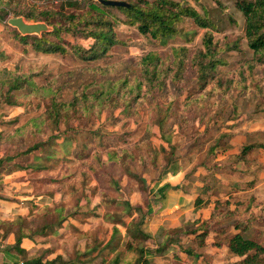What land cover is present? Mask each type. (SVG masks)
Masks as SVG:
<instances>
[{
  "label": "rangeland",
  "instance_id": "374dc122",
  "mask_svg": "<svg viewBox=\"0 0 264 264\" xmlns=\"http://www.w3.org/2000/svg\"><path fill=\"white\" fill-rule=\"evenodd\" d=\"M65 1L20 0L21 3L16 2V7L19 8V4L23 10L41 11L59 7ZM119 1L135 3V0ZM173 1L194 8L203 19L216 25L218 30L213 32L214 43L221 49L220 56L224 61L217 68L220 75L214 80L209 76L207 83H202L204 87L197 83L198 75L193 71L176 85L168 76L163 78L166 88L149 92L144 85L136 101L122 91L116 107L114 102H107L104 112L99 107L88 111L87 115L92 117L84 122L87 130L101 123L104 132L122 138L120 143L116 142L114 148L103 149L100 138L89 140L83 134L80 141L88 143L82 152L84 159L71 157L67 161L57 160L46 165L49 167L47 170L27 172L29 180L23 188H19L18 179L10 175L15 172L10 171L13 166H8L1 174L4 181L0 184V197L5 204L13 207V210L4 209L10 220L3 221L0 227V238L4 237L0 250L5 251V264L10 260L6 257L7 251L20 258L21 262L32 257L48 259L56 254L62 255L65 264H110L115 256L125 261L132 260L135 254L129 251L128 245L133 238L126 230L132 221H142L144 232L154 235V238L143 241L149 257L156 250L155 245L160 244L165 246V250L169 249L161 256L162 264H181L175 257L182 247L171 243L170 237L165 238L167 235L174 238L177 233L173 229L167 232L163 229H168L175 220L186 222L188 217L191 223L195 219L193 208L196 205L194 198L179 204L178 193L176 196L170 191L174 187L169 186L166 192H160L167 183L171 185L174 181L168 177L166 170L176 159V162H181L183 170L202 167L209 160L211 147L221 137L224 138L222 143L227 141L228 144L219 149V160H229L226 164L239 165L240 168L246 162L252 165L253 174L249 177L250 181H256L257 186L245 193H236L219 185L213 190L211 203L217 208L212 214L219 217V227L224 229L220 237L227 243L238 231L235 223L246 225L250 219L247 236L258 239L264 245V149L253 150L244 160L239 158L245 146L264 143V65L253 67L254 64L249 63L253 52L245 36V17L236 8L235 0ZM82 3L81 10L71 8L70 11L79 13L88 10L91 1L83 0ZM94 3L100 4V1ZM106 11L117 19L115 32L120 43L96 61L81 60L75 55L65 58L59 54L38 52L16 37L18 30L8 24L10 18H15L13 15L7 20L0 19V78L15 73L30 75L39 86L54 81L55 86L60 88L59 100L70 101L85 87L95 90L104 79L98 68L108 67L106 76L110 78H120L123 82L129 77V89L139 84V80L136 81L135 71L139 69L134 66L135 59L151 52L168 58L174 47H186L195 52L203 48L208 32L193 19L186 18L179 24L181 33L162 44L125 24L126 17L118 8L109 7ZM64 37L86 49L95 43L94 39L83 34H65ZM128 69L130 74L125 76ZM221 78H224L222 88L219 86ZM43 93L25 96L18 92V98H13L14 104L1 103L0 132L13 131L43 113L49 104ZM106 114L115 116V123L103 121ZM17 144L1 146L0 156L9 152L16 157L17 148L23 146ZM110 151L119 156V162L110 160ZM61 156L62 153L57 158ZM7 174L10 177L5 178L3 175ZM175 174L176 171L172 172V175ZM228 175L225 174L224 179L228 180ZM115 180H119L118 185ZM165 193H168L170 203H175L173 206L163 202ZM122 203L133 206L129 214L124 211ZM137 203L142 208L137 207ZM236 208L237 213L234 212ZM222 209L225 210L220 213ZM116 226L120 232L113 240ZM21 234L36 239L32 249L22 254L13 248ZM11 237H15L14 244H8ZM191 239L189 237L187 241ZM115 247L116 250H113ZM195 249L198 248L195 246ZM210 252L214 253L212 249ZM224 254L221 251V256ZM181 256L185 255L182 253ZM189 257L193 262L194 258ZM205 257L214 256L207 253ZM182 261L186 260L182 258ZM240 261L233 256L221 264ZM201 264L215 263L204 258Z\"/></svg>",
  "mask_w": 264,
  "mask_h": 264
},
{
  "label": "trees",
  "instance_id": "16d2710c",
  "mask_svg": "<svg viewBox=\"0 0 264 264\" xmlns=\"http://www.w3.org/2000/svg\"><path fill=\"white\" fill-rule=\"evenodd\" d=\"M82 1L66 0L54 9L45 8L36 11L35 9L23 10L19 4V8H17L16 2L21 3L20 0H0V12H4L3 15L0 14V19L7 20L10 15H13L14 17L23 16L28 22H45L53 27L52 32L43 33L41 36H22L16 31L15 35L22 43L31 45L35 50L44 54H59L65 58L75 55L81 60L96 61L106 56L112 46L120 43L115 32L118 23L117 19L106 11L108 6L94 3L97 0H85L86 2L91 1L88 10L79 13L70 11L71 8L81 10ZM235 1L236 8L245 17V36L248 47L253 52V59L249 63L252 62L253 67L264 65V0ZM126 3L128 6L118 8L126 17L125 24L162 44H166L181 33L179 28L181 22L186 18L193 19L201 28L208 30L203 40V48L192 52L186 47H174L168 58L151 52L135 59L134 66L139 69L135 71L136 81L139 80V84L129 89H127L131 81L129 77L121 82L120 78L106 76L108 67H99L98 70L102 72L104 79L97 85V88L91 91L85 87L82 93L75 94L70 101L59 100L57 95L60 88L55 86L54 81L39 86L30 75L26 74L8 73L7 78H0V98L2 100L0 105L1 103L14 104L15 99L13 98H18V92L29 96L43 91L44 97L49 100L46 110L40 115L32 117L25 125L13 131L0 132V147L12 146L15 142L18 143L17 145H23L22 148H17L19 152L16 157L9 152L0 156V176L8 166H13L10 171L27 173L47 170L49 167L46 165L57 160L67 161L71 157L84 159L82 152L87 148L88 143L80 141L83 134L88 136L89 140L100 138L103 149L114 148L116 142L120 143L121 137H116L114 133L104 132L101 123L87 130V125L84 122L92 117L87 115L90 113L88 111H94L99 107L100 111L104 112L107 102H114L116 107L122 91L126 96L136 101L140 98V91L144 85L149 92L166 88L167 83L163 78L168 76H171V82L176 85L181 83L184 76L190 71H193L197 73V83H200L201 87H204L202 83H207L209 76L213 80L218 76L217 68L223 65L224 61L220 56L221 49L214 43L213 32L218 29L212 21L203 19L194 8L173 0H135V3ZM65 34H83L86 38L94 39L95 43L90 49H86L68 41L64 37ZM129 74L130 70L128 69L125 76ZM222 79L224 78H221L219 82L221 88L224 86ZM99 121L115 123V116L106 114L103 121L102 119ZM160 128L163 130V122H161ZM223 139L221 137L211 147L208 162H211L212 157L219 152L222 146L228 144L227 141L222 143ZM256 149H264V143L245 146L239 158L244 160ZM60 153H62L61 159L57 158ZM113 153L115 152L108 153L110 160L119 162V156H114ZM101 160L100 156L99 161ZM245 165L249 164L246 162ZM118 184L119 180L116 181V185ZM254 186V182L239 185L242 190H248ZM201 203V199H197V208ZM122 205L127 214L133 209V206L131 207L128 203H122ZM223 212L224 210L220 211V213ZM216 220L213 217L206 221H196L185 230L182 228L173 229V232L177 234L174 238L170 236V241H177L182 236L194 235L199 237V246L203 247L209 232L216 229ZM142 224V221H132L126 226L128 234L133 238L128 249L133 252V255L135 254L134 259L125 261L120 256H115L110 264H150L146 257L148 250L143 241L150 239L151 235L144 232ZM250 224V220L246 225L236 224L237 229L243 225L241 232L228 240L227 247L231 254L241 259L240 263L236 264H264V245L258 239L247 236ZM46 230L47 227L45 230L43 229L44 232ZM119 232L116 226L113 240L116 239ZM24 239H31V237L21 234L16 240L15 249L21 254L25 251L21 248ZM113 250H116V247ZM164 250L165 246L162 245L152 252L159 254ZM186 254L194 256L192 251H186ZM15 264H65V262L59 255L45 262L41 257H37L24 259L21 263Z\"/></svg>",
  "mask_w": 264,
  "mask_h": 264
},
{
  "label": "crops",
  "instance_id": "0c3cea01",
  "mask_svg": "<svg viewBox=\"0 0 264 264\" xmlns=\"http://www.w3.org/2000/svg\"><path fill=\"white\" fill-rule=\"evenodd\" d=\"M223 154V153H222ZM224 155V154H223ZM220 157V153L217 152V154H215L212 157L211 162H206L203 163L202 167L193 169L192 171L188 170H183L182 166L180 165L181 162L177 161V159L175 160V163H173L172 165H170V167H168L167 171V175L168 177L171 179L173 178L174 181L171 182L170 179L169 182L165 185V187H162L160 192H166V189L172 188L170 191L173 194L175 192V195L177 196L178 193V203H182L184 202V200H189L194 198V205H196V201L197 199H201L202 203L201 205L197 208V206H195L193 208V214H194V220L183 222L184 220L180 219V220H175L173 221V223H171L170 227L168 229H163L166 232L171 230V229H188L193 223H195L196 221H206L210 218H216L217 220L219 219V217H215V215H213V211L215 210V208H217L216 206H213V204L211 203V195L213 190L219 185V187H229L231 189L234 190V192H241V193H245L248 191H251V189H255L257 184L256 181H250V177L253 172H252V165H241V168L239 167V165H231L229 166L228 164H226L229 160L222 162V160H219ZM235 162V161H234ZM237 162V161H236ZM239 163V162H237ZM175 175H172V172H175ZM225 174H229L228 176L230 177L228 180L224 179ZM11 176H15L16 179H18L17 184H19V188H23V186L27 185L29 177L27 175L26 172H14L12 174H10ZM9 174L7 175H3L5 176V178L10 177ZM22 178V179H19ZM166 180V181H167ZM4 181V179H2V177L0 176V184H2L1 182ZM250 182H254L255 186L251 189L248 190H242L240 186L245 185L246 183H250ZM29 192V191H28ZM168 194V193H167ZM165 193V196H163V202L165 204H168L170 206H173L175 203H170V199L168 198V195ZM170 194V193H169ZM27 197H22V199H25ZM189 198V199H188ZM161 200V201H162ZM6 202H4V200L0 197V227L2 225L3 221L6 220H10V217H8V215L6 214L4 209H10L13 210V207L11 204H5ZM138 204V203H137ZM134 205V204H133ZM178 205V204H177ZM137 207H141L139 204L136 205ZM176 207V206H175ZM178 207V206H177ZM228 207V206H227ZM142 208V207H141ZM225 210V209H222ZM220 210V211H222ZM21 212V211H19ZM234 212H238V209L236 208V210ZM241 212V211H240ZM209 213V215H208ZM226 213V212H225ZM224 213V214H225ZM223 214V215H224ZM232 214V213H231ZM218 216V215H216ZM217 222V226L216 229H212L206 240H205V246L203 247H199L198 246V242H199V237L197 238L194 235L191 236H182L180 237L181 239L177 240V241H171V243L178 245L180 248V252L179 254L175 257L177 259H179V261H177L178 263L181 264H188V262H190L189 264H201V262L203 261L204 258L207 259H211L214 261L215 264H221L222 262H224V260H227L228 258H232L233 256L236 257L235 255L231 254V252L229 251L228 247H227V243L225 241H223L220 237V234L223 233L224 229L219 227V223ZM250 220V219H248ZM236 224H242L240 222H236L234 227L236 228ZM243 227V225L241 226ZM240 227V228H241ZM240 228L237 229L238 231H236L234 233L237 234L240 231ZM1 229H0V233H1ZM154 235H152L151 237H153ZM170 237L169 235H167L165 238ZM192 238L190 241H187L188 238ZM154 238V237H153ZM176 239V238H175ZM36 240V239H35ZM35 240L34 239H24L22 244H21V248L24 249L25 251H30L32 249V246H34L35 244ZM183 240V241H182ZM186 240V241H184ZM2 242H4V237L0 238V248L3 247ZM163 242V241H162ZM15 243V237H11V239H8V244H14ZM163 244V243H162ZM156 246V250L161 247L162 245H155ZM197 247L198 249L202 250L199 251L198 249L194 250V247ZM13 248L15 249V246H13ZM12 248V249H13ZM213 250L214 253L210 252V249ZM11 249V250H12ZM169 250V249H168ZM168 250H164L163 252L159 253V254H154L153 252H151V256L149 257L148 252H147V259L150 261V264H162V255L166 254V252ZM186 251H192L194 253V256H192L194 259L192 260L193 262L190 261V257L186 254ZM221 251L223 253H225L224 255L221 256ZM3 252H5L4 250H0V264H5L4 263V257L5 254H3ZM206 252V253H204ZM7 253V258L9 257V263L8 264H15V263H21V259L18 258L16 255L12 254V252H6ZM183 253V255L185 256H181ZM211 254L214 257H205L206 254ZM60 254H56L55 256H51L48 257V259H43V261H47L50 259H53L57 256H59ZM62 256V255H60ZM185 257V258H184ZM32 258H37V257H32ZM186 260V261H182ZM223 258V260L221 259ZM238 258V257H236ZM181 259V261H180Z\"/></svg>",
  "mask_w": 264,
  "mask_h": 264
},
{
  "label": "water",
  "instance_id": "95a60500",
  "mask_svg": "<svg viewBox=\"0 0 264 264\" xmlns=\"http://www.w3.org/2000/svg\"><path fill=\"white\" fill-rule=\"evenodd\" d=\"M101 4L108 7H126L128 4L119 0H99ZM8 24L18 30L22 36H41L50 32V26L45 22H28L24 17H15L8 20Z\"/></svg>",
  "mask_w": 264,
  "mask_h": 264
}]
</instances>
